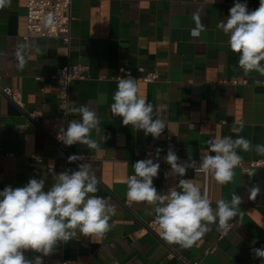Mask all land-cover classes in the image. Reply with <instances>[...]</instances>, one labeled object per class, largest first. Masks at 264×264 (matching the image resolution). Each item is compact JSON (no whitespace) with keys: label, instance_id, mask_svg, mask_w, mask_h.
Returning a JSON list of instances; mask_svg holds the SVG:
<instances>
[{"label":"crops","instance_id":"1","mask_svg":"<svg viewBox=\"0 0 264 264\" xmlns=\"http://www.w3.org/2000/svg\"><path fill=\"white\" fill-rule=\"evenodd\" d=\"M240 2L252 11L260 0ZM26 3L11 0L0 9L1 86L20 93L26 111L57 119L59 100L52 76L68 64L87 68L86 80L71 83L70 106L87 105L96 113L100 131L93 129L90 135L99 149L77 143L70 150L83 160L69 163L68 157L59 158L56 144L44 130L0 90V191L23 187L31 178L45 179L47 191L55 183L54 175L90 163L98 179L94 195L116 212L103 237L78 232L48 256L27 251L26 257L40 256L43 264L47 259L78 264H261L252 249L264 248V168L252 170L253 176L234 168L232 181L224 185L213 175L211 206L215 209L220 199L230 201L235 193L241 198L239 212L225 234V229L212 224L190 248L168 244L158 228L149 231L145 224L155 219L154 213L149 215L152 206L127 199V179L135 175V163L147 151L163 152L168 135L175 139L180 156L189 159L215 155L207 142L216 137L243 136L253 146L264 144V87L254 83L264 77L239 67V53L231 51L229 37L217 28L228 19L235 0H73L70 46L55 38L25 39ZM197 12L206 29L194 35ZM18 51L26 60L23 70L17 68ZM149 72L159 78L152 83L137 81L138 95L153 105L154 118L166 123L158 139L123 126L122 117L110 111L119 79ZM72 120L81 117L70 113L68 124ZM237 153L242 161L264 159L254 148ZM179 179L194 183L202 193L201 174L187 170L184 177L172 176L171 168L163 165L153 185L162 194L179 191ZM253 186L260 192L250 199Z\"/></svg>","mask_w":264,"mask_h":264},{"label":"clouds","instance_id":"2","mask_svg":"<svg viewBox=\"0 0 264 264\" xmlns=\"http://www.w3.org/2000/svg\"><path fill=\"white\" fill-rule=\"evenodd\" d=\"M10 3L11 0H0V9ZM193 19L196 24L194 35L197 30L206 29L198 12L193 14ZM53 23L54 19L49 15L46 24ZM217 28L229 37L231 51L239 53V67L245 73L255 71L264 77V63H261L264 62V0H260L259 7L252 11L246 2L235 0L229 9L228 19L218 23ZM16 56L17 68L23 70L25 57L20 51ZM254 83L257 87H264V80L256 79ZM138 92L137 80L130 74L120 78L113 94L111 114L122 117L123 126L131 125L137 131L158 139L166 123L154 118L153 105L141 98ZM68 111L78 114L81 120L70 121L66 131L61 129L57 140L67 146L79 143L90 150H98V141L91 139L90 135L93 129L97 133L100 131L96 113L87 105L70 106ZM207 143L210 151L216 154L203 156L194 171H211L221 185L232 181L233 169L241 162L237 149L248 152L254 148L258 155L264 156V144L253 146L243 136L235 139L231 136L216 137ZM160 151L162 149L157 150V159ZM164 159L170 165L172 176L184 177L191 166L190 163L179 162V157L171 149ZM77 160H83V156L68 157L69 163ZM159 169L160 164L153 159L137 161L135 175L127 179V199L152 206L149 215L155 214L158 235L168 244L190 248L204 236L210 225L218 224L224 230L238 214L241 204L238 195L232 193L230 201L217 200L214 209L200 188L186 179H179V191L171 189L166 194L158 193L153 178L158 176ZM254 174L250 172L249 176ZM54 180L47 191L44 190L45 179L36 178H31L23 187L14 189L6 186L0 191V264H43L40 256L28 259L25 252L48 256L58 243H67L76 238L78 232L84 236L103 237L110 230L109 221L116 214L115 208L94 195L98 191V179L90 163L79 164L76 171H62L54 175ZM259 192V186H253L250 199H255ZM252 252L264 264V248H253Z\"/></svg>","mask_w":264,"mask_h":264},{"label":"built area","instance_id":"3","mask_svg":"<svg viewBox=\"0 0 264 264\" xmlns=\"http://www.w3.org/2000/svg\"><path fill=\"white\" fill-rule=\"evenodd\" d=\"M72 3L73 0H27L26 3V17H27V34L25 39L30 37L36 38H55L60 39L63 43L70 46L72 42L71 35V24L73 20L72 16ZM51 15L54 19V23L51 25L46 24L47 17ZM141 73L144 70H139ZM87 68L80 65L68 64L62 68H59L55 74L52 76V79L56 83L57 97L59 100V109L60 117L57 119H45L42 118L39 114L35 112H28L25 110V104L22 99V95L18 92L8 90L1 86L2 76H0V90L2 93L9 98L20 110H22L25 115L30 118L35 124L40 126L46 135L56 144L58 150V157L64 158L72 155L70 146L63 144L61 141L57 140V135L60 133L61 129L67 130L69 115L68 111L70 107V90L71 83L77 80H86L87 79ZM159 76L156 72H149L144 77L136 78L137 81H143L147 83L156 82ZM235 84L238 81H233ZM175 152L179 157V162L190 163L191 166L187 170H191L195 173L194 168L199 166L201 163L200 159H189L181 157L179 154L180 148L177 145L173 136L168 135L165 141V149L163 152L158 153L157 151H147L144 155V159H153L154 162H158L160 165H163L164 168H170V165L166 163L165 156L169 150ZM3 153V150L0 148V155ZM7 156H13L12 153L6 154ZM37 158L36 156H33ZM143 159V160H144ZM39 163L43 162L42 158H37ZM240 169L243 173H250L254 169H263L264 168V159L251 160V161H242L240 164L235 167ZM201 174L203 185H202V195L206 196L210 202L212 201L213 194V173L211 171L207 173H198ZM169 177V174H166V178ZM169 190L165 192L168 193ZM145 227L151 231L156 232L158 225L152 222L145 224ZM230 227H227L224 230V234L229 230ZM27 252V251H26ZM44 264H78L69 260H59L51 261L45 260Z\"/></svg>","mask_w":264,"mask_h":264}]
</instances>
